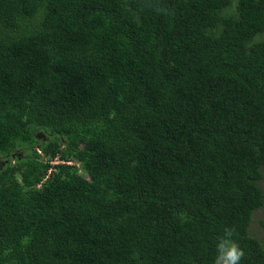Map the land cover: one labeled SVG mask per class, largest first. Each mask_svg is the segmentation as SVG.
<instances>
[{
    "label": "trees",
    "instance_id": "trees-1",
    "mask_svg": "<svg viewBox=\"0 0 264 264\" xmlns=\"http://www.w3.org/2000/svg\"><path fill=\"white\" fill-rule=\"evenodd\" d=\"M262 36L264 0H0V264H214L226 228L264 264Z\"/></svg>",
    "mask_w": 264,
    "mask_h": 264
},
{
    "label": "clouds",
    "instance_id": "clouds-1",
    "mask_svg": "<svg viewBox=\"0 0 264 264\" xmlns=\"http://www.w3.org/2000/svg\"><path fill=\"white\" fill-rule=\"evenodd\" d=\"M234 235V228H226L224 235L217 238V255L214 260V264H240V261L245 256V253L239 246L238 242L232 238Z\"/></svg>",
    "mask_w": 264,
    "mask_h": 264
},
{
    "label": "rangeland",
    "instance_id": "rangeland-1",
    "mask_svg": "<svg viewBox=\"0 0 264 264\" xmlns=\"http://www.w3.org/2000/svg\"><path fill=\"white\" fill-rule=\"evenodd\" d=\"M260 39H264V36H262ZM3 160L4 159L0 156V162ZM58 162L59 161L53 162V164H56ZM50 171H52V170H50ZM79 173H81L82 175H85L81 172V170L79 171ZM259 184L264 190V176H263L262 181ZM262 223H264V208L261 209L260 211H257L254 213V218H253V221L251 222V225H250V233L252 235H254L255 237H258L259 234L264 232V229L262 228V225H261Z\"/></svg>",
    "mask_w": 264,
    "mask_h": 264
}]
</instances>
